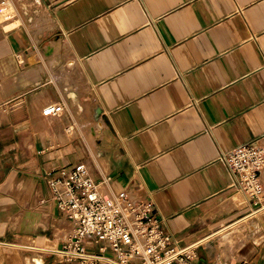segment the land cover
Returning a JSON list of instances; mask_svg holds the SVG:
<instances>
[{
    "label": "crops",
    "instance_id": "0c3cea01",
    "mask_svg": "<svg viewBox=\"0 0 264 264\" xmlns=\"http://www.w3.org/2000/svg\"><path fill=\"white\" fill-rule=\"evenodd\" d=\"M38 1L55 29L37 41L12 14L0 24V242L60 250L62 219L73 225L48 181L84 162L103 167L115 190L152 202L180 246L202 241L198 264H264V198L237 192L221 160L240 146L264 148V0ZM66 97L79 119L81 100L91 106L93 151L72 139ZM54 103L65 113L44 116ZM232 235L251 240L223 249ZM26 259L69 264L52 253ZM0 264L21 263L4 246Z\"/></svg>",
    "mask_w": 264,
    "mask_h": 264
},
{
    "label": "built area",
    "instance_id": "2783aa9c",
    "mask_svg": "<svg viewBox=\"0 0 264 264\" xmlns=\"http://www.w3.org/2000/svg\"><path fill=\"white\" fill-rule=\"evenodd\" d=\"M63 103L48 105L46 117L65 113ZM99 157V154H98ZM233 188L253 202L264 198V148L249 144L222 156ZM97 176L99 178H97ZM50 198L73 225V233L52 254L69 264H198L203 244L180 246L154 214L152 202L115 190L108 172L96 163H79L53 173ZM135 188V187H134Z\"/></svg>",
    "mask_w": 264,
    "mask_h": 264
},
{
    "label": "rangeland",
    "instance_id": "374dc122",
    "mask_svg": "<svg viewBox=\"0 0 264 264\" xmlns=\"http://www.w3.org/2000/svg\"><path fill=\"white\" fill-rule=\"evenodd\" d=\"M8 0H0V7L2 6V4L4 2H7ZM10 2H12V4H14V7H10L8 8V11H3L2 9H0V24L3 22H7L4 18L5 15L7 14H12L13 15V21H15V25H13V27H19L20 26V19H22L23 25L27 28H25L24 26H20V29L22 31H24V33L27 34L28 37H30L31 39L34 38L35 41H37L39 39V37L42 35L44 36L45 34H47L48 32H51L55 29V26L53 24V19L51 12L49 11H45L46 9L41 5V3L38 0H24L27 4V6L29 7V9L31 10V17L32 18H39L40 19V25L39 27H37L36 29H33L30 27V22L26 19V15L24 13V9H23V4L21 5V3H19V0H9ZM1 11L3 13H1ZM47 16V19H42L43 15ZM1 26H5V25H1ZM19 29V30H20ZM12 31H17L16 29H12ZM18 32V31H17ZM33 36V37H32ZM33 40V39H32ZM66 67V66H65ZM64 68V67H63ZM61 70H60V75H59V82L60 85L65 86V89H67V84L63 83L64 78L61 77ZM61 77V78H60ZM74 80V79H73ZM66 102L69 104L68 107L73 115V119L76 122V126L74 127L73 125L67 124L68 125V130L71 134L72 139H78L80 138L84 143H86V145L89 146V148H91V150L93 151V149L95 148V145L97 144V141L95 139V136L89 132V128L90 126H95L94 122L91 120L90 116L92 115V108L90 105H88V103H85V101H82V106H83V112H84V118L83 119H79L77 118L76 114L74 113V110L72 109L69 100L66 97ZM55 122V120H53ZM74 122V123H75ZM52 126L56 127V125L52 124ZM98 127V125H96ZM65 128V127H64ZM75 128V130H74ZM82 142V143H83ZM96 142V143H95ZM83 143V144H84ZM214 203H211L210 206L214 205ZM240 205V203H239ZM255 221H257V219H254ZM64 221L62 219L60 225H59V229L61 231V233L63 234V237H65V239H69V236L72 233V230L70 229L69 225L67 224V222ZM234 224V223H233ZM232 225V224H231ZM259 228V225L257 226L256 230ZM213 236V235H212ZM210 236L208 237V239H213V237ZM215 236V235H214ZM230 240H222L223 242H226L227 244L223 247V249H227L230 250L232 247L236 246L237 244L240 245V243H246L248 242L249 239L247 238H242V237H237L234 238L233 235L230 236ZM216 238V237H215ZM229 241V242H227ZM12 242V240H9L7 243H0V248L4 247V244H11V245H22V246H29L28 242L31 241H27L26 238H19L16 242L13 243H9ZM235 242V245L233 244ZM232 243L233 246H230ZM37 247L43 248V249H48L47 244L45 242H40L37 241ZM50 244V243H48ZM50 247V245H48ZM32 247V246H31ZM8 252L10 255H12L15 260H18V262H20L21 264H25L26 263V257H32V258H36L38 256H48L50 254H41L38 251H34L32 249L29 250H22V249H18V248H10L7 247ZM58 260H62V257L58 256Z\"/></svg>",
    "mask_w": 264,
    "mask_h": 264
},
{
    "label": "bare ground",
    "instance_id": "6f19581e",
    "mask_svg": "<svg viewBox=\"0 0 264 264\" xmlns=\"http://www.w3.org/2000/svg\"><path fill=\"white\" fill-rule=\"evenodd\" d=\"M44 18H45V16H44ZM31 25L34 26V27H36V26H37V20H35V22H33V24H31ZM72 70H73V69H72ZM62 71H63V70H62ZM67 71H68V70H67ZM67 71L64 70V71L62 72V77H64V78L66 79V81H65V80H64V81L66 82L68 88H70L71 84H70L69 81H68L69 78H67V76L65 75V73H66ZM63 74H64L66 77L63 76ZM68 77H69V76H68ZM71 90H72V89H71ZM50 118H56V117H50ZM98 127H99V129H101L102 126L99 124ZM89 129H90V131H92V130L95 131V128H93V127H91V126H90ZM102 129H103V128H102ZM95 132H96V131H95ZM263 209H264V208H263ZM238 226H239V225L236 224V226H234V228H238ZM232 228H233V227H232ZM228 230H229V229H228ZM226 231H227V230H226ZM226 231H224V233H225ZM71 235H72V233H71ZM71 235H70V236H71ZM70 236H69V238H70ZM216 236H217V235H216ZM213 238H214V237H213ZM67 240H69V239H67ZM208 240H209V239H208ZM200 242H202V241H200ZM200 242H198V243H200ZM0 243H1V242H0ZM196 243H197V242H196ZM202 243H203V242H202ZM0 246H1V245H0ZM5 246H7V247H11V246H9L8 244H7V245L5 244ZM19 247H20V246H14L13 248H15V249L18 248V249H19ZM25 249H26V248H25ZM28 249H32V250L38 251V252L41 253V254H50V253H52V252L54 251V250L49 249V248H48V249H43V248H37V249H36V247H35V249H33V248H28ZM28 249H26V250H28ZM22 250H23V249H22ZM26 260H27V261H26V264H42L39 260H35V261H33V259H32V260H31V259H26Z\"/></svg>",
    "mask_w": 264,
    "mask_h": 264
},
{
    "label": "water",
    "instance_id": "95a60500",
    "mask_svg": "<svg viewBox=\"0 0 264 264\" xmlns=\"http://www.w3.org/2000/svg\"><path fill=\"white\" fill-rule=\"evenodd\" d=\"M97 113H98V117H99V111H97Z\"/></svg>",
    "mask_w": 264,
    "mask_h": 264
}]
</instances>
